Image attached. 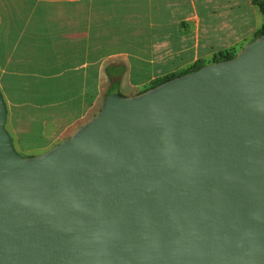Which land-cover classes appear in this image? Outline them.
Segmentation results:
<instances>
[{"label": "water", "instance_id": "water-1", "mask_svg": "<svg viewBox=\"0 0 264 264\" xmlns=\"http://www.w3.org/2000/svg\"><path fill=\"white\" fill-rule=\"evenodd\" d=\"M0 93V264H264V31L19 154Z\"/></svg>", "mask_w": 264, "mask_h": 264}, {"label": "crops", "instance_id": "crops-1", "mask_svg": "<svg viewBox=\"0 0 264 264\" xmlns=\"http://www.w3.org/2000/svg\"><path fill=\"white\" fill-rule=\"evenodd\" d=\"M262 15L250 0H0L5 127L45 149L93 115L109 61L138 87L241 47Z\"/></svg>", "mask_w": 264, "mask_h": 264}, {"label": "trees", "instance_id": "trees-1", "mask_svg": "<svg viewBox=\"0 0 264 264\" xmlns=\"http://www.w3.org/2000/svg\"><path fill=\"white\" fill-rule=\"evenodd\" d=\"M251 3L257 8V10L264 15V0H250ZM264 31V25H262L252 36V38L258 36ZM251 38V39H252ZM240 48V47H239ZM239 48L235 47H229L222 50H219L215 53H213L208 59H199L191 63L190 65L186 66L184 69L165 74L162 76H158L151 81L148 82V85L146 87L136 91L135 93L141 92L146 90L147 88L153 87L167 79L173 78L178 75H182L184 73L190 72L194 69L200 68L201 66L208 64L210 62L214 61H220L224 59H229L235 55L237 50ZM103 73L106 75L108 79V85L103 93L102 101L104 98L110 94V93H121L122 94V88H121V79L125 76L126 73V65L124 63H117L115 61H109L105 66L103 67ZM132 93V94H135ZM101 101V102H102ZM100 107V106H99Z\"/></svg>", "mask_w": 264, "mask_h": 264}, {"label": "rangeland", "instance_id": "rangeland-1", "mask_svg": "<svg viewBox=\"0 0 264 264\" xmlns=\"http://www.w3.org/2000/svg\"><path fill=\"white\" fill-rule=\"evenodd\" d=\"M262 17H264V16L262 15ZM243 44H244V43H243ZM146 85H148V83H146V84H144V85H140V86H138V87H132V86H130L129 84H127L126 82L123 81V83H122V85H121V88H122V89H121V90H122V94L129 95V94L135 93L136 91H138V90H140V89L146 87ZM104 90H105L104 88L101 89V95H100V97H99V99H98V102H97V105H96V108H95L93 114L99 109L100 103H101V101H102V94H103ZM91 116H92V115H90V116H89L87 119H85L84 121H82V122L76 124V126H75L74 128L76 129L78 126H80V125H81L82 123H84L86 120H88ZM73 131H74V129H73L72 131H68L67 134H66L65 136H68V135L71 134ZM65 136H64V137H65ZM64 137H62V138H64ZM62 138H61V139H62ZM61 139H59L58 141H60ZM58 141H57V142H58ZM12 142H13V141H12ZM46 144H48V143H26V144H25V147H26L27 150H23V149H21V147L18 145V143H13V146H14L15 150H16L19 154H21V155H23V156H33V155H37V154L42 153L43 151H45L46 149H48L49 147H51V146H52L53 144H55V143H53V144L50 145L49 147L43 149L41 146H44V145H46Z\"/></svg>", "mask_w": 264, "mask_h": 264}]
</instances>
